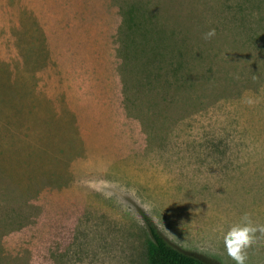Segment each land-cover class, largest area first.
<instances>
[{
	"label": "rangeland",
	"instance_id": "rangeland-1",
	"mask_svg": "<svg viewBox=\"0 0 264 264\" xmlns=\"http://www.w3.org/2000/svg\"><path fill=\"white\" fill-rule=\"evenodd\" d=\"M101 161L119 204L82 184ZM246 212L264 224V0H0V264H146L150 226L235 264Z\"/></svg>",
	"mask_w": 264,
	"mask_h": 264
},
{
	"label": "clouds",
	"instance_id": "clouds-1",
	"mask_svg": "<svg viewBox=\"0 0 264 264\" xmlns=\"http://www.w3.org/2000/svg\"><path fill=\"white\" fill-rule=\"evenodd\" d=\"M215 35L216 30L212 28L203 34V38L209 40ZM87 167L94 168L96 174H88L82 181L83 186L101 194L105 199H114L117 204L121 203L123 197L128 194L126 186L119 181L106 178L108 170L102 161ZM259 239H264V224L255 222L247 212L242 215L239 222L230 225L222 236L226 254L235 261V264H247L248 250Z\"/></svg>",
	"mask_w": 264,
	"mask_h": 264
},
{
	"label": "trees",
	"instance_id": "trees-1",
	"mask_svg": "<svg viewBox=\"0 0 264 264\" xmlns=\"http://www.w3.org/2000/svg\"><path fill=\"white\" fill-rule=\"evenodd\" d=\"M151 237L146 246V264H211L172 246L150 226Z\"/></svg>",
	"mask_w": 264,
	"mask_h": 264
}]
</instances>
